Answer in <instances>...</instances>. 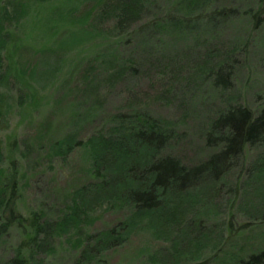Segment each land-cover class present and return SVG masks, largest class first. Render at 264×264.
<instances>
[{"label":"rangeland","instance_id":"obj_1","mask_svg":"<svg viewBox=\"0 0 264 264\" xmlns=\"http://www.w3.org/2000/svg\"><path fill=\"white\" fill-rule=\"evenodd\" d=\"M114 1L0 0V176L17 161L19 207L26 215L43 211L48 219L58 220L75 205L77 189L95 181L92 151L77 145L63 153L60 144L109 132L118 114L146 111L174 120L169 149L194 164L211 152L204 130L225 101L255 112L264 107V0H211L210 6L235 9L236 16L216 31H172L148 39V22L161 17L173 0H149L147 11L126 35ZM173 41L175 47L169 45ZM132 57L137 58V69L127 70ZM229 57L234 62L233 85L222 91L206 73L211 63ZM263 153V145L246 147L222 189L230 201L208 209V226L214 224V229L206 237L200 235L206 243L201 248L194 239L196 230L185 223L193 218L194 208L200 212L194 217L202 214L205 198L198 196L189 210L173 217L172 228L166 226L171 232L136 224L124 243L104 252V262L235 264L232 257L247 258L264 249V220L255 218L254 207L264 203V187H252L246 198L235 195V183L243 186L247 168ZM91 204L79 227L71 224L57 234L30 264H79L86 244L83 234L113 227L130 214L110 201ZM244 222L249 225L241 229ZM19 240L18 230L9 232L1 242L0 258L13 257ZM82 264L104 263L96 259Z\"/></svg>","mask_w":264,"mask_h":264},{"label":"trees","instance_id":"obj_2","mask_svg":"<svg viewBox=\"0 0 264 264\" xmlns=\"http://www.w3.org/2000/svg\"><path fill=\"white\" fill-rule=\"evenodd\" d=\"M148 1H114L119 26L126 27L124 35L133 29L131 27L147 11L150 5ZM211 3V0H173L171 7L165 8L161 17L155 16L148 22L152 32L145 39L172 31H216L228 18L237 14L235 9L212 7ZM174 44L175 41L169 45ZM165 48L164 51H168V47ZM232 61L229 57L211 63L214 66L206 74L215 88L226 91L232 87ZM131 63L127 70H136L137 58L132 57ZM209 120L204 135L205 146L211 152L194 164L185 163L169 149L175 136L176 122L146 111L118 114L109 132L99 131L85 142L76 137L65 139L59 148L63 153H69L77 145H85L91 149L95 181L77 189L75 205L58 220L48 219L43 211H32L27 215L21 211L17 161H12L11 169L0 176V245L13 229L18 230L20 240L14 256L9 259L0 258V264H30L36 261L39 252L50 247L57 234L65 231L71 224L79 227L84 221L81 217L86 215L88 205L93 203L102 206L107 201L126 207L130 214L113 227L83 234L86 244L80 252L79 264L94 262L96 259L106 264L102 256L104 252L124 243L136 224L141 223L155 231L162 228L171 232L170 227L176 224L173 217L189 210L191 202L198 196L205 198L206 205L200 206L199 210L202 214L194 217L197 212L194 208L190 212L193 213V218L187 217L185 223L196 230L194 239H198L201 248L204 242L200 241V235L206 237L214 229V224L208 226L212 223V212L208 209L219 206L221 201H230L231 198H227L222 189L237 168L246 147L264 146V107L255 112L247 105L228 100ZM1 152L0 147V160ZM247 171L248 178L243 186L235 183V195H239L238 198H246L252 187V191L264 187V153ZM204 185L207 189L211 185L212 189L208 191L203 188ZM239 202L246 203L243 200ZM254 207L255 218L264 220V203L255 204ZM232 221L229 220V229L233 231ZM181 222L183 221L178 218V223ZM169 225L170 227H166ZM248 225L249 222H244L240 228L245 229ZM232 259L235 264H264V249L247 258L236 256ZM196 264L207 263L206 260H199Z\"/></svg>","mask_w":264,"mask_h":264}]
</instances>
